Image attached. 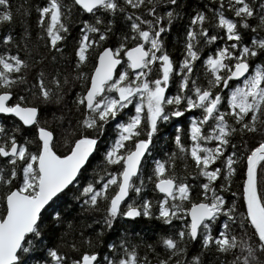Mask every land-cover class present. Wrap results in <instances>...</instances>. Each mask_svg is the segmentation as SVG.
<instances>
[{"label": "snow or ice", "instance_id": "obj_1", "mask_svg": "<svg viewBox=\"0 0 264 264\" xmlns=\"http://www.w3.org/2000/svg\"><path fill=\"white\" fill-rule=\"evenodd\" d=\"M187 7L188 0H45L35 7L45 52L33 58L31 67L38 70L31 79L24 71L30 67V54L21 57L9 50L10 29L0 37V114L19 121L10 132L0 127L5 133L0 185L7 186L0 200V264H147L124 239L119 253L114 242H105L110 255L103 260L96 250L114 221L141 216H154L172 229L158 240L166 255H157L156 264H204L209 253L213 257L208 264H264V174L257 167L264 168V0H206L202 7L189 9L184 23ZM30 10L29 5L22 15ZM74 11L91 19L74 18ZM12 19L11 0H0V23L11 24ZM73 19L79 31L68 51L65 37ZM172 27L178 29L179 61L166 48ZM65 51L75 72L72 81L83 91L72 97L71 107L79 113L77 131L58 153L54 133L38 123V109L65 102L69 79L66 75L61 80L59 67H51L65 61ZM90 60L94 67L85 73ZM191 110L199 115H189L186 128L175 127L172 154L147 166L149 186L160 194L151 199L141 172L151 159L148 153L161 128L177 124L173 118ZM21 125L35 127L34 150H29L32 141L26 137L18 141ZM109 129L113 136L102 140ZM255 133L261 136L259 142L239 151L233 137ZM94 157L99 171L88 177ZM188 157L192 171L178 175L173 161ZM238 162L243 165L239 204L234 199L238 193L230 187ZM188 176L193 177L191 184ZM73 191L83 212L100 214L93 224L101 228L80 235V243L92 250L73 258L49 247L43 259L32 261L27 254L48 225L67 223L65 235L75 231L63 201ZM193 242L198 250L185 259ZM67 247L80 251L75 242ZM147 248L154 251L152 245Z\"/></svg>", "mask_w": 264, "mask_h": 264}, {"label": "trees", "instance_id": "obj_2", "mask_svg": "<svg viewBox=\"0 0 264 264\" xmlns=\"http://www.w3.org/2000/svg\"><path fill=\"white\" fill-rule=\"evenodd\" d=\"M45 0H11L12 4V13H13V19L11 24L6 23H0V37L4 34H10L13 36V43L8 46L9 50L13 54H18L21 57H25L26 52L30 54V57L28 59L29 63V69L24 70L27 74L29 79H31V76L33 72L37 71L38 69H33L31 65L33 64V58L38 59L37 53L39 55H43L45 52V39L40 38L38 39V36L40 35V29L36 25V18L37 13L35 12L36 6H42ZM206 0H188V7L184 9L185 16L183 18V22H187V14L189 12V9H195L198 6L203 5ZM31 6V10L28 15H22V11L24 8ZM21 9L20 12L17 11V9ZM78 9V6H77ZM80 15L83 19H91V17L88 14L80 13L78 11H74L73 17ZM209 17H211V13H209ZM251 23H256V21H251ZM120 26L117 24V30H119ZM25 31H27V35H24ZM79 31V26L74 22L71 24V31L68 33V35L65 37L67 41L68 51L71 50L72 44L74 39L77 37V33ZM177 35H178V29L176 27H172L170 30V34L165 37L166 41V48L168 52L171 55V58L174 61H179L181 58L180 53V44L177 41ZM260 35L264 36V32H261ZM250 36V32L246 33L245 39H248ZM26 42V43H25ZM113 44L115 42V38L113 37L112 41ZM131 46V45H129ZM0 50H2V46H0ZM63 50V49H62ZM68 51H65V61H57V65L51 66V67H59V70L61 72V80L64 79V77L67 75L69 79V86H65L63 89V92L66 93L65 102L62 104H57V107H54L53 109L48 108V106H52L55 103H51L48 105H40L38 109V115L39 120L38 123L41 126H44L46 129L52 131L54 133V144L56 143V132L58 125L63 124L65 127L68 128V132L70 133L69 139L73 136V134L77 131L76 128V122L79 118V113L76 112L74 109H72V97L75 95V92L77 91H83L81 89L79 83H74L72 81V75H75V72L73 70V64L69 63L67 61ZM259 62V61H257ZM202 63V62H201ZM44 66L49 67L50 63L48 60L44 61ZM94 67V64L90 60L89 63L84 66L82 69L85 73H89L91 69ZM198 71L201 76V79L204 84L207 83L206 79H203V70L198 65ZM118 74V73H117ZM155 78V77H153ZM235 83L233 82V86ZM69 87H72L73 90L69 91ZM175 91V81L173 82L172 88L169 90V93H173ZM29 99L31 100L32 97L29 96ZM12 102H15L13 99ZM33 103L35 104L36 101L33 100ZM226 104V100L224 101ZM224 110V109H221ZM199 115V112L197 110H191L189 113H186L183 118H173V120L177 121V124H172L170 121L169 124H172V126L165 125L161 128L160 133L158 134V138H156L152 145V150L148 153V156L151 158L147 161H145V168L141 170L142 172V179L145 183V193L146 195L151 199H156L157 195L160 194H154L152 191V187L149 186V180H148V172H147V166L151 164L152 159H160L161 161H164L167 159L166 153L170 156L172 152L174 151V145L171 143L170 137L174 135V129L176 126H180L181 128H186L187 126V119L189 115ZM64 119L63 123L61 120ZM19 122L15 120L12 117H6V116H0V127L5 128L7 131H11L12 128L16 127ZM62 125V126H63ZM114 127V126H113ZM21 133H16L18 141L23 143L24 138L26 137L28 140H31L32 143L28 145L29 150L31 151L32 145L35 143L34 138L36 137L35 130L33 128H24L22 127ZM5 133H0V142H3ZM252 134H246L244 137H241L239 135H236L233 137V142L236 143L237 149L242 152L249 151L250 146H255L260 139L255 141L250 140L249 136ZM113 136L112 130L109 129L107 134H104L102 137V140L107 141L109 138ZM243 141V142H242ZM186 143H190V141H186ZM209 146H214L213 142H208ZM248 145L249 147H245L244 145ZM56 147V151L58 152V148ZM227 151H231V148L227 149ZM97 156H99V153H97ZM191 158L188 157L186 160L177 158L173 161L174 164V171L178 175H186L187 172L192 171ZM238 160H243V157H238ZM264 163V162H262ZM99 165V160L97 158H92L91 162L89 163V167L86 170L88 177H91L94 170L99 171V168H96L95 166ZM3 167V158H0V168ZM243 167L241 163H237V172L236 175L233 177V180L230 184V187L232 191H236L238 193L239 200L238 204L241 202V185L243 176L240 172V169ZM259 173H262L264 171V168L261 167V165H258ZM203 179V178H201ZM261 179V175L258 174L257 180L258 182ZM139 182V181H137ZM187 182L191 184L193 182V177L188 176ZM77 186L73 185V189H75ZM7 191V186L0 185V200H2L3 195ZM77 193L75 191L70 192L68 195H66L63 198V201L65 202V207L69 209V211L66 213L67 220L73 222V228L75 231H69L67 235H65V229L67 227V223L65 225L61 226L59 224H51L48 225V231L44 233V237L42 240H39V243H34V251L27 254L31 257V260L34 261L36 259H43L46 255L47 248L49 247H55L58 251L61 253H68L73 258H76L78 254H82L83 251H91L92 249L89 248L86 245H82L80 243V235L83 233L84 235H91L93 234V229H99L101 228V225L99 224H93V220L99 219V213H89V212H83L82 211V205L81 203L77 202L74 199V196ZM231 198V194H227ZM193 199L196 198L195 193H192ZM235 199V198H234ZM101 208H103V205L101 204ZM45 223H47V217L45 219ZM92 225V228L90 229L88 225ZM178 225V222L174 224V226ZM172 231L171 228H169L168 225H164L161 221L157 220L154 216L152 218H146V217H137L133 220H128L125 218L117 219L114 221V226L112 229L107 230L105 232V235L103 237V240L101 241L100 245L97 247L98 252V259L103 260L106 255H110L109 250L106 248V243H115L117 245V253L121 251L120 249V243L121 239H124L126 241V247L131 248L135 247L137 250V256L138 257H144L147 264H156L157 261V255L160 257H164L166 255V250L163 248V246L158 243V240L161 236L168 235ZM39 239V238H37ZM75 242L77 244L78 249L80 250L79 253H73L70 252L67 243ZM25 246H28L26 242ZM147 245H152L154 248V251L149 252ZM198 242H193L192 244L188 245L189 251L185 254V259H188L191 257L192 254H194L198 250ZM115 255V254H113ZM213 253L205 254L203 257L204 264H208V260L212 259ZM222 259L228 260L231 259V257H223ZM31 264V261H30Z\"/></svg>", "mask_w": 264, "mask_h": 264}, {"label": "rangeland", "instance_id": "obj_3", "mask_svg": "<svg viewBox=\"0 0 264 264\" xmlns=\"http://www.w3.org/2000/svg\"><path fill=\"white\" fill-rule=\"evenodd\" d=\"M57 106H58L57 104H54L52 106H48V108H50V109L52 108L53 109L54 107H57ZM63 121H64V119L61 120L62 123H63ZM62 125L63 124H61V125L59 124L57 129L55 130L56 139L58 141L56 146H57V148H58L57 150L59 152H62L64 150V146H65L64 142H65L66 139H69V135H70V133L68 132L70 130V129L68 130L69 126L66 128L65 125H63V126ZM249 138H250V140H253L252 143H254L255 141L257 142V140L260 139L261 136H260L259 133H255V134L250 135ZM250 147H252V145ZM249 150H250V148H249ZM262 174H264V171L262 172ZM237 197H235L236 200L238 198H240V197H238V198ZM238 202H239V200H237V203Z\"/></svg>", "mask_w": 264, "mask_h": 264}, {"label": "flooded vegetation", "instance_id": "obj_4", "mask_svg": "<svg viewBox=\"0 0 264 264\" xmlns=\"http://www.w3.org/2000/svg\"><path fill=\"white\" fill-rule=\"evenodd\" d=\"M6 117H10V116H6ZM30 128H33L34 130H35V134H36V129H35V127L34 126H32V127H30ZM36 140H38L37 139V134H36V137L34 138V141H35V143L32 145V147H31V150H34L35 149V147H36ZM55 145H57V139L55 140ZM58 153H59V151H58Z\"/></svg>", "mask_w": 264, "mask_h": 264}, {"label": "water", "instance_id": "obj_5", "mask_svg": "<svg viewBox=\"0 0 264 264\" xmlns=\"http://www.w3.org/2000/svg\"><path fill=\"white\" fill-rule=\"evenodd\" d=\"M0 116H4L3 114H0ZM8 116H10V117H12L10 114L8 115ZM12 118H14L15 120H17V118H15V117H12ZM18 121V120H17ZM19 122V121H18ZM22 127H24V128H29V127H32L31 125H29V126H23V125H21ZM37 139H38V136H37ZM125 219H127V218H125Z\"/></svg>", "mask_w": 264, "mask_h": 264}]
</instances>
